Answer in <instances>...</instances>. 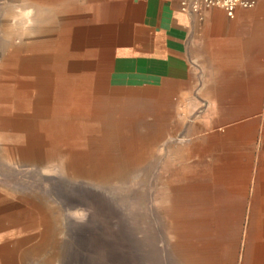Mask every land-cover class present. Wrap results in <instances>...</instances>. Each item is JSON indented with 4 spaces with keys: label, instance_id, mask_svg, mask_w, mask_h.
<instances>
[{
    "label": "rangeland",
    "instance_id": "rangeland-1",
    "mask_svg": "<svg viewBox=\"0 0 264 264\" xmlns=\"http://www.w3.org/2000/svg\"><path fill=\"white\" fill-rule=\"evenodd\" d=\"M96 6L0 0V264H243L247 206L216 169L251 166L252 195L264 166V90L227 92L249 105L220 107L114 89L113 19ZM77 27L81 49L69 43ZM88 69L114 104L106 120L72 115L82 110L69 100L68 129L46 132L30 115L57 106L43 85L60 74L81 85ZM107 120L120 125L99 150Z\"/></svg>",
    "mask_w": 264,
    "mask_h": 264
},
{
    "label": "crops",
    "instance_id": "crops-1",
    "mask_svg": "<svg viewBox=\"0 0 264 264\" xmlns=\"http://www.w3.org/2000/svg\"><path fill=\"white\" fill-rule=\"evenodd\" d=\"M254 1L252 8L239 7L234 18L221 8H204L200 19L171 0H89L97 5L92 9L110 12L113 19L109 86L161 91L167 105L176 95L192 105H249L227 92L264 90L257 86L264 84V0ZM197 91L210 98L197 97ZM250 174L251 166L216 169V179L227 181L247 206L243 264H264V166L251 196Z\"/></svg>",
    "mask_w": 264,
    "mask_h": 264
},
{
    "label": "bare ground",
    "instance_id": "bare-ground-1",
    "mask_svg": "<svg viewBox=\"0 0 264 264\" xmlns=\"http://www.w3.org/2000/svg\"><path fill=\"white\" fill-rule=\"evenodd\" d=\"M74 34H75L74 38H72L69 41V43L73 42L75 49H81V47L83 46V42H84V39H82V35L84 36L85 31L83 32V29L81 27V28H78ZM89 42L90 40L87 42L88 45H89ZM8 60L11 62L13 61L15 62V60L12 59L11 57H9ZM58 78H59V83H57L55 78H51L48 80V83L43 85V89H42L43 92L49 93L54 97V99L57 101V104H56L57 106H55L54 108L48 109V110H40L36 112L34 111L32 113L33 115L30 114L31 116H35L38 119V120L36 119V122L40 121V123H42L44 121V124H45L44 128H46V132L47 131L60 132V131H65L66 129H68V124L70 123L66 121L64 117H66V115H69V114L66 113L67 104L65 105L64 101H69V100L71 102L76 101L78 104L73 105V106H77V107L81 105L80 109L82 110V112H78V110L76 109L73 111L72 115L100 116L103 119L105 116L107 117V114L109 113L108 109L111 108V105H114V104L110 103L105 98L106 96L105 90L101 83V80L97 79V77L95 78L94 76H92V72H90L89 69L81 74V81L83 83L81 85L76 86L75 84L67 80V78H64L63 74L58 75ZM101 110H103V113L100 112ZM42 117H44L45 120L39 119ZM106 122L108 123V126L105 128H102L101 130L102 134H101L100 139L102 142L98 145L99 150L107 148L108 146H110V144L113 143V142L110 143L108 140L110 138H113L112 134L115 132L118 125H120L118 121L107 120ZM64 124H67V125H64ZM26 126L29 130L34 128L33 126H30V124L28 123L26 124ZM74 128L75 129L77 128L76 125H74ZM41 129L42 127H36V132L41 131ZM43 137L44 136H41V135L36 136V138H43ZM54 138H58V137H54ZM40 141L41 140L36 139V144H38ZM78 154L79 155H77V153L74 154L77 160L80 161V160L86 159L84 158L83 154L81 153H78ZM74 155L69 154V158L74 157Z\"/></svg>",
    "mask_w": 264,
    "mask_h": 264
},
{
    "label": "built area",
    "instance_id": "built-area-1",
    "mask_svg": "<svg viewBox=\"0 0 264 264\" xmlns=\"http://www.w3.org/2000/svg\"><path fill=\"white\" fill-rule=\"evenodd\" d=\"M178 9L188 16H197L202 19L201 10L204 8H221L229 18H234L239 7L252 8L254 0H171Z\"/></svg>",
    "mask_w": 264,
    "mask_h": 264
}]
</instances>
